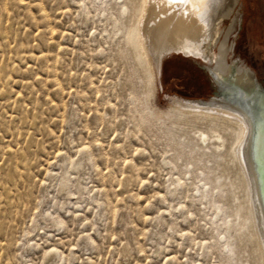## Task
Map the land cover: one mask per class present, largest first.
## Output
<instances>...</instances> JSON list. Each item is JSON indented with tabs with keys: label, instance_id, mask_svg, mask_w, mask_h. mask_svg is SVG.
Masks as SVG:
<instances>
[{
	"label": "rangeland",
	"instance_id": "obj_1",
	"mask_svg": "<svg viewBox=\"0 0 264 264\" xmlns=\"http://www.w3.org/2000/svg\"><path fill=\"white\" fill-rule=\"evenodd\" d=\"M238 7L229 62L264 88V0ZM156 22L140 0H0V264H261L240 130L171 108L218 93Z\"/></svg>",
	"mask_w": 264,
	"mask_h": 264
},
{
	"label": "bare ground",
	"instance_id": "obj_2",
	"mask_svg": "<svg viewBox=\"0 0 264 264\" xmlns=\"http://www.w3.org/2000/svg\"><path fill=\"white\" fill-rule=\"evenodd\" d=\"M140 2L142 13L147 18L157 19L151 30L154 41L164 39L168 51L200 60L218 93L217 97L207 100H186L174 96L170 98L171 108L186 116L220 117L240 130L235 158L247 188L252 228L261 264H264V88L257 84L251 70L236 60L229 62L233 53L231 36L240 24L237 9L240 0ZM226 19L229 24L222 30ZM146 31L143 23L137 28L135 36L145 64L150 65L144 39ZM162 59L163 54L157 58L155 67L151 65L154 67L151 77L155 88Z\"/></svg>",
	"mask_w": 264,
	"mask_h": 264
},
{
	"label": "water",
	"instance_id": "obj_3",
	"mask_svg": "<svg viewBox=\"0 0 264 264\" xmlns=\"http://www.w3.org/2000/svg\"><path fill=\"white\" fill-rule=\"evenodd\" d=\"M213 88L216 90V87L214 86V84H213ZM215 94V93H214Z\"/></svg>",
	"mask_w": 264,
	"mask_h": 264
},
{
	"label": "trees",
	"instance_id": "obj_4",
	"mask_svg": "<svg viewBox=\"0 0 264 264\" xmlns=\"http://www.w3.org/2000/svg\"><path fill=\"white\" fill-rule=\"evenodd\" d=\"M164 71H165V68H163V74H165Z\"/></svg>",
	"mask_w": 264,
	"mask_h": 264
},
{
	"label": "crops",
	"instance_id": "obj_5",
	"mask_svg": "<svg viewBox=\"0 0 264 264\" xmlns=\"http://www.w3.org/2000/svg\"><path fill=\"white\" fill-rule=\"evenodd\" d=\"M161 69V68H160ZM159 74H160V72H159Z\"/></svg>",
	"mask_w": 264,
	"mask_h": 264
}]
</instances>
